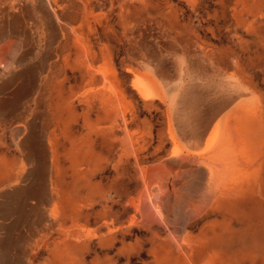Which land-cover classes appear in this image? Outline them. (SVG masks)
Instances as JSON below:
<instances>
[{"label":"rangeland","instance_id":"374dc122","mask_svg":"<svg viewBox=\"0 0 264 264\" xmlns=\"http://www.w3.org/2000/svg\"><path fill=\"white\" fill-rule=\"evenodd\" d=\"M52 1L0 0V201L38 191L13 243L0 210V264H264L226 207L252 168L230 130L264 96V0ZM189 86L231 96L198 141L175 120Z\"/></svg>","mask_w":264,"mask_h":264},{"label":"crops","instance_id":"0c3cea01","mask_svg":"<svg viewBox=\"0 0 264 264\" xmlns=\"http://www.w3.org/2000/svg\"><path fill=\"white\" fill-rule=\"evenodd\" d=\"M41 6L45 8L46 11L52 14V16H56L53 14L52 10H55V4L52 0H40ZM45 4V5H44ZM47 5V6H46ZM51 7V10H49ZM17 18L19 21L20 15L18 14L19 9L17 8ZM56 11V10H55ZM1 14V13H0ZM3 12L1 17L7 19V17H3ZM17 21V22H18ZM16 21L10 25V29L12 31L18 30L19 33H22L21 26H17ZM8 27V23H7ZM6 31V30H5ZM25 33V31H24ZM264 72V67L261 69ZM88 73V72H87ZM245 90V89H244ZM249 95V93L247 94ZM243 96L242 90L239 91L235 89L234 97L239 98ZM202 97L196 93L195 86L187 87L177 98L175 101L176 105V112H175V120L178 122L179 126V133L180 135L188 140H200L202 136L205 134V130L207 128V123L210 121L211 117L222 107L228 106L231 102V96L227 95L226 99L220 100L215 103H207L206 106L201 99ZM245 99V98H244ZM242 100L239 104V107L243 108L242 105L246 103V100ZM202 101V102H201ZM204 106V107H203ZM246 108V115L255 118L256 120L259 118L261 120V128L260 130L264 132V96L262 97L261 102H258L256 105L250 107L247 104L244 105ZM228 119V113H226V122ZM233 122V121H232ZM233 124V123H232ZM231 134H235L238 137L236 129L231 128ZM256 132V130H255ZM257 136V135H256ZM264 137V136H263ZM26 138V140H25ZM23 139V143H27L29 147L26 148V158L31 157L30 155L33 154V144L30 139H33L31 133H29ZM29 139V140H28ZM232 138L229 135L226 137V156L231 155L232 151L235 149L234 147H229V140ZM31 142V143H30ZM239 143V141H238ZM233 144V143H232ZM240 147V144L237 148ZM240 150V148H239ZM237 157L239 161L242 162L244 166L251 165V171H253L256 167V164L253 162L249 163L246 159L245 153L240 150L237 153ZM227 158V157H226ZM4 159L0 157V161ZM5 160V159H4ZM246 169L242 170H231L229 171L228 178L226 179V192L234 191V190H244L245 192L242 193L243 197L238 200H228L226 201L227 212L231 216H236L238 218L239 223L241 226L237 230H230L229 236L233 237L237 240L241 246L247 244L249 237H251V241H256L258 238L264 237V226L260 227H253L254 222L263 223L264 222V169L262 171V179L256 178L252 180V176H250ZM249 171V170H248ZM7 176L1 175L0 171V178ZM11 177L16 178L14 171L10 173ZM40 177V176H39ZM38 177V178H39ZM36 181L33 179L29 181L25 186L16 188L14 191L10 192L8 195L2 198L3 200L0 201V210H1V219L4 221V224L7 223L9 225V229H6L8 235L4 237L7 244L13 243L16 241L11 234L14 233L15 227H18V224H22L24 221V217H28L31 213L32 209H35L33 206L29 207L28 202L29 200H34L37 196L38 191H36ZM257 188L256 192L253 190V187ZM243 192V191H242ZM38 205V204H37ZM236 209H241L240 213L237 215L233 211ZM256 210H262L263 216H259L258 212L255 213ZM25 211L26 215H22ZM3 217V218H2ZM6 225V226H7ZM9 237V238H8ZM254 248L258 249L259 246L257 244L252 245Z\"/></svg>","mask_w":264,"mask_h":264},{"label":"bare ground","instance_id":"6f19581e","mask_svg":"<svg viewBox=\"0 0 264 264\" xmlns=\"http://www.w3.org/2000/svg\"><path fill=\"white\" fill-rule=\"evenodd\" d=\"M49 10H51V7H49ZM52 12L53 14H57L55 10H52ZM232 128L236 129L237 132H239L238 134L240 135V137H238V141L240 144V150L245 153L246 159L249 161V163L254 160V163L256 164V167L253 171L246 172L250 176H252V180H255L256 178H259L261 180V173L264 169V132L260 130L261 120L259 118L256 120L255 118L247 116L246 114L242 117L234 116ZM26 142L28 143V141ZM240 210L241 209H236L233 212L239 215L242 214L240 213ZM256 212H258L259 216H263L262 210H256L255 213Z\"/></svg>","mask_w":264,"mask_h":264}]
</instances>
